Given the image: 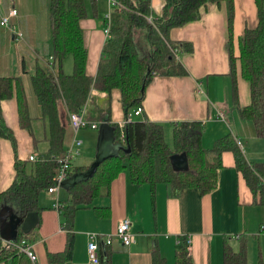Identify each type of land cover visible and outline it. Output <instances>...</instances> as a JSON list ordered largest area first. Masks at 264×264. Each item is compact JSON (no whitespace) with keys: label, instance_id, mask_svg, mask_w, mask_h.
Instances as JSON below:
<instances>
[{"label":"crops","instance_id":"obj_1","mask_svg":"<svg viewBox=\"0 0 264 264\" xmlns=\"http://www.w3.org/2000/svg\"><path fill=\"white\" fill-rule=\"evenodd\" d=\"M86 4L88 15L81 25L89 53L88 72L95 76L103 45L108 38L104 30L110 1L86 0ZM151 5L152 17H160L165 0H151ZM234 5L233 41L235 50L239 51V37L246 28H255L258 24V9L256 0H234ZM13 7L18 10L14 24L24 36L22 40H18L9 29L0 24V76L20 79L23 90L21 92L26 95L29 113L33 118L32 131L36 136L21 125L18 98L15 96L5 100L2 104L3 115L15 134L17 152L15 153L10 140L0 139V192L6 190L14 181L16 154L21 161H26L32 154L38 157L41 151L48 148V142L45 140V120L33 87L32 75L37 65H45L52 55L50 1L0 0V19ZM203 11L201 19L174 28L170 33L172 40L193 43V52L179 56L189 74L154 76L145 91L143 113L136 117L138 120L148 119L160 123L165 132L168 130L171 134L175 124L183 121L201 122L204 128L202 142L205 147H211L216 139L231 134L239 141L249 161L264 163V159H256L258 156L251 154L256 151L255 146L264 142V137L256 135L253 123L243 119L238 107L233 104L226 47L229 39L227 7L222 3L211 5ZM64 70L67 74L73 72L71 68L72 72L68 73L65 63ZM91 102L97 110V115L106 113L109 106L111 107L108 121L111 126L125 120L119 90H113L110 96L94 90L89 105ZM239 102L241 106L250 102L249 86L243 80L239 81ZM219 109L224 111L225 119L218 117ZM88 113L87 110L86 119L99 124L98 128L91 129L99 130L100 133L101 123L108 117L101 121L92 116L88 119ZM42 120L41 130L39 122ZM83 128L89 130L86 128L90 127ZM37 135L43 137L37 138ZM35 137L38 140H35ZM72 139L73 136L67 142L68 147ZM98 140L99 135L97 144L94 142L89 146L91 151H94L93 157L86 156L85 159L89 160L77 165L76 159L79 155L73 161L72 169L92 165L98 151ZM84 144L83 141L81 154L82 151L84 154ZM95 145L97 146L94 149ZM262 146L264 147V143ZM253 158L255 159L252 160ZM62 188L65 189L63 185ZM65 190L67 199L62 196L60 198V191L58 195L47 191L40 196V226L35 227L30 233L31 237L26 239L37 255V264H93L88 256L92 234L98 236L99 252L103 255L109 253L112 264H153L152 251L155 247L165 257L166 264H176L179 240L185 237L191 240L190 254L193 264H223L225 238L233 237L232 242L236 244L234 237L242 233L259 242L258 247L253 239L249 241L248 264H251L250 251L254 247L257 251L260 248L258 254L264 261V231L261 230L264 225V204L255 203L252 191L237 169L233 152L223 154V166L218 171L217 187L205 195L197 188H189L175 196L165 184L158 185L153 193L150 185L133 183L128 170H124L113 181L110 196L99 197L92 206L77 211L72 230L75 237L71 259L51 262L49 254L63 253L68 240L66 219L60 209L61 204L66 205L68 200V189ZM57 200L60 202L59 208L54 207ZM6 215H14L17 218L22 216L10 204L4 203L0 207V237L5 243H9L2 236L6 226L2 225L1 219ZM124 219L131 221L135 242L125 246L115 238L112 245H105L108 236L116 233ZM17 227L18 225H14L11 229L13 239L18 235ZM254 261L258 264L256 254Z\"/></svg>","mask_w":264,"mask_h":264},{"label":"trees","instance_id":"obj_2","mask_svg":"<svg viewBox=\"0 0 264 264\" xmlns=\"http://www.w3.org/2000/svg\"><path fill=\"white\" fill-rule=\"evenodd\" d=\"M49 1L52 55L45 65H37L32 75L37 100L47 123L45 140L48 148L39 153L36 161L29 158L21 161L16 154L15 178L6 190L0 192V207L6 203L22 217L32 212L40 216V196L55 184L68 148L66 135L71 127L70 115L80 112L85 105L88 110L94 90L109 96L113 90H119L127 116L142 105L146 88L154 76L188 75L189 71L179 55L193 52V43L172 40L170 33L174 28L201 19L203 9L207 10L211 5L225 3L227 7L229 39L226 47L233 104L243 119L253 123L256 135L264 137V0H256L258 24L255 28H246L239 37V51L235 50L233 41L234 0H165L163 13L158 18L152 17L151 0H116L110 34L103 45L95 76L88 72L89 53L81 25L88 15L86 0ZM141 37L148 39V51L140 47L138 41ZM69 57L73 59L72 74L64 70L65 60ZM240 80L249 86L250 102L245 106L239 102ZM21 91L18 77L0 76V139L10 140L15 153L17 140L5 121L2 104L16 96L20 102L21 125L33 133V118L26 95ZM110 109L109 106L106 113L96 118L101 121L108 117L110 121ZM113 127L115 143L122 144L129 151L120 150L116 156L103 161L91 178L68 189L66 205L61 204L60 207L66 219L65 228L69 231L67 245L63 253L49 254L51 262L71 259L75 237L72 230L77 211L92 206L99 197L110 196L113 181L124 170H128L133 183L148 184L153 193L158 185L165 184L175 196L189 188H197L205 195L217 187L223 154L230 151L254 195L255 203L264 204V163L249 161L239 141L231 134L216 139L211 147H205L202 142L203 124L183 121L174 125L173 145L170 146L160 123L145 119L134 120L123 130L116 124ZM174 154L186 155V170L174 167ZM88 169L89 166L71 168L69 176ZM39 226L40 220L36 227ZM30 237L31 234L25 235L21 227L15 242L5 243L0 237V263L32 264L27 254L18 248L19 242ZM234 240L236 244L232 242L233 237H226L223 242V264H248V234H239ZM99 256V264H112L109 253L103 255L99 252ZM152 256L153 264H166L157 247L153 249ZM176 264H193L185 238L180 239ZM259 264H264L260 255Z\"/></svg>","mask_w":264,"mask_h":264},{"label":"built area","instance_id":"obj_3","mask_svg":"<svg viewBox=\"0 0 264 264\" xmlns=\"http://www.w3.org/2000/svg\"><path fill=\"white\" fill-rule=\"evenodd\" d=\"M110 1V10L105 18V34L108 37L110 34V28H111V17H112V11L116 4V0H109ZM18 16V10L13 7L11 8L8 13L1 17L0 24L9 29L18 40L23 39V32L17 29V26L14 24V19ZM201 92H203L202 89H200ZM86 113H87V106H83L82 110L80 112H74L70 115V121H71V127L74 130V137L72 139L71 144L67 148V151L65 153L64 158L61 162V169L58 174V176L55 179V184L49 188L50 193H55L58 195L59 191L62 188L63 182L68 179L69 172L72 168L73 161L81 155V148L83 146V141L78 137V133L81 128L83 127H90L92 129H96L99 127V124L97 122H91L86 119ZM143 113V106L139 105L135 109L131 111L126 117L125 120L118 124L119 128L123 130L124 126L128 123L134 121V117L139 116ZM219 118L225 119V114L223 110L219 109ZM122 141L124 142L125 136L122 132ZM29 159L31 161H36L38 159L36 154H32ZM55 208L60 207V202L57 200L54 204ZM264 228V226L262 227ZM117 238L122 242L125 246L132 245L135 240V234L131 231V221L129 219H124L120 222L118 229L114 235H109L108 238L105 241V245L110 246L113 243V240ZM92 241L88 245V256L89 260L93 264L100 263V256H99V249L100 244L98 242V236L96 234L91 235ZM186 239V247L187 251L190 253L191 250V240L189 237H185ZM12 243V242H9ZM180 243V240H179ZM18 248L25 252L27 256L30 258L32 264H37V255L33 251L32 247L29 245L28 241L26 239H23L21 242H19Z\"/></svg>","mask_w":264,"mask_h":264},{"label":"water","instance_id":"obj_4","mask_svg":"<svg viewBox=\"0 0 264 264\" xmlns=\"http://www.w3.org/2000/svg\"><path fill=\"white\" fill-rule=\"evenodd\" d=\"M97 149L95 161L89 169L84 172L75 173L72 177L66 179L62 184L65 189H70L78 183L91 178L103 161L116 156L120 150L129 151V149H126L122 144L115 143L114 127L108 123V119H104L101 123ZM173 163L176 169L186 170L188 168V161L184 154H174ZM38 222L39 215L37 212L29 213L21 218H17V216L14 215H6L1 219L2 225L6 226L5 231L3 230L2 232V236L6 241L15 242L18 235L15 239H13L11 235V229L14 225H18L17 232L18 228L21 227L22 232L28 235L37 226Z\"/></svg>","mask_w":264,"mask_h":264},{"label":"rangeland","instance_id":"obj_5","mask_svg":"<svg viewBox=\"0 0 264 264\" xmlns=\"http://www.w3.org/2000/svg\"><path fill=\"white\" fill-rule=\"evenodd\" d=\"M138 43L140 44V47L142 48V50L144 51H148L149 47H148V39L147 38H139V41ZM180 56V55H179ZM65 65H66V68H68V73H71L72 70L71 68H73V59L72 58H69L66 62H65ZM88 111H89V114L92 116V117H96L97 116V110L94 109V105L91 104L89 105L88 107ZM136 120H138V117H136ZM247 121V120H246ZM247 123L249 124V122L247 121ZM40 124V129L42 130V125H43V120L39 122ZM46 121H45V127H46ZM247 128V127H246ZM86 129H89V130H84V128L80 131V138L85 142L84 144V154H83V151H82V154H83V157H82V154L76 159V164H81L83 163L84 161L86 160H89V159H85L86 156H92L93 157V154H94V151L92 152L91 151V148L89 146H91L94 142H96L97 144V139H98V135H99V130H92L91 128H86ZM248 132V130H246V133ZM74 137V131L73 129L70 127L67 131V135H66V139H67V142L70 140L71 137ZM249 136V135H247ZM43 137V135H42ZM42 137H39L37 135V138H42ZM165 138H166V141L169 143L170 146L173 145V139H172V134L170 131H166L165 132ZM243 139V138H242ZM244 141V140H243ZM244 143V142H243ZM264 142H262V144L260 145H257L255 146L256 148V151H257V155H256V151L254 152H251V154H253V156H258L256 157V159H264V155L262 156V154H264V147L262 146ZM97 145H95L94 149L96 148ZM255 158H253L252 160H254ZM87 162V161H86ZM46 193V192H45ZM44 194V193H43ZM60 198L61 196L62 197H65L67 199V191L65 189H61L60 190ZM63 200V199H62ZM264 237V235L262 236ZM251 239H253V241H255L254 238H249V241L251 242ZM256 245L258 246L259 242L257 240V242L255 241ZM252 247V246H250ZM259 247V246H258ZM259 250L260 248L258 249V251L254 248H252V250L250 251L252 253V256H251V264H256V262L254 261L255 259V254L256 256L258 257V264H259ZM262 250H263V254H264V245H262ZM261 252V251H260Z\"/></svg>","mask_w":264,"mask_h":264}]
</instances>
